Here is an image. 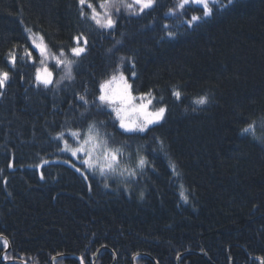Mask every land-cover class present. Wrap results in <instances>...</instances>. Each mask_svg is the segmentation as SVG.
<instances>
[{"label": "trees", "instance_id": "1", "mask_svg": "<svg viewBox=\"0 0 264 264\" xmlns=\"http://www.w3.org/2000/svg\"><path fill=\"white\" fill-rule=\"evenodd\" d=\"M177 2L157 0L139 16L122 8L104 30L80 16L78 0H0V69L10 73L0 88V264H20L2 259L3 238L7 259L34 264L57 254L68 256L53 264H112L114 255L115 264H176L182 253L179 264H211L189 249L215 264H264V0L216 1L194 27L187 19L202 6L166 15ZM28 34L53 55L87 37L86 53H70L71 78L52 61L53 83L37 84L44 65ZM118 65L134 93L151 90L166 108L144 133L97 107L99 84ZM253 121L259 139L241 131ZM90 123L121 149L115 172L62 150Z\"/></svg>", "mask_w": 264, "mask_h": 264}, {"label": "snow or ice", "instance_id": "2", "mask_svg": "<svg viewBox=\"0 0 264 264\" xmlns=\"http://www.w3.org/2000/svg\"><path fill=\"white\" fill-rule=\"evenodd\" d=\"M215 3V0H212ZM231 3L232 0H229ZM80 7V16L82 18H86L88 20L93 21L99 28L104 30H111L116 27L117 19L121 9H125L128 11L130 15L139 16L145 13L147 10H151L155 7L157 0H132V3H128L127 0H99L98 5L93 2V0H78ZM202 6V15H192L190 19L187 20V24L189 27H194L195 24L204 19V17H208L212 14V9L209 6V0H178L175 10L170 8L167 14H175V11H180V14L184 15L186 12L184 11L186 5L188 4ZM88 10V11H86ZM165 29L168 28V25L164 26ZM167 35L171 38L175 35V33L169 31ZM29 40L32 42V48L39 52L40 63L44 65L43 71L40 68L36 69L35 80L37 84H43L44 87H48L53 83L52 71L49 70L48 66L45 64V61L49 58L55 61V66L59 67L64 65L67 69L68 77L71 78L72 65L75 63L73 60H69L65 57V53L63 50L60 52V56L51 54L50 49H48L47 44L44 43V39L42 36L38 34H31L29 36ZM39 40V43H37ZM84 41V45H87V39L83 36L76 38V46L71 49V52L74 56L80 57L82 53L85 52V47L80 45V41ZM119 43V42H118ZM25 55L28 58L32 59V51L28 48L25 49ZM60 57H64L61 59ZM9 64L15 67L17 57L15 53L9 54ZM123 60V58H121ZM135 76V73H132ZM10 78L9 71H4L0 69V88H4L6 86V82ZM56 83H59L57 81ZM116 84V88H112L111 86ZM133 87L129 84L128 79L124 76L123 72L120 71V66L114 70L112 76L101 82L99 84V95L96 99L99 101V105L97 107L101 110L104 108H109L112 113H115L116 119L119 120L120 128L124 129L125 132L133 133L140 132L144 133L149 129V125L158 124L165 118V107H159L154 111H149V106L153 104V101L156 97L153 95L152 91H148L146 93H140L138 96L132 95ZM173 96L177 99L181 98L180 91H173ZM81 100H84V97H80ZM162 99V98H161ZM133 101H139L138 103H133ZM197 105H202L207 102L206 97H199L193 101ZM85 103L87 101L85 100ZM131 111L134 113H138L141 117L142 122L129 125L125 123L124 116ZM102 125L105 123L104 121L100 122ZM254 124H248L247 127L243 128L242 133H252L254 139H259V137L255 136L254 132ZM264 127V122L261 124ZM69 135L76 141L77 146L71 147L67 140L64 141L65 148L62 150L69 151L73 157L77 155V153H81L85 155V159L81 161L82 164L85 165L89 170H92L94 166L99 167L101 175H103L106 171L115 172L116 165L119 164V157L123 155L121 149H112L107 146V139L102 137L99 129L95 124L90 123L86 130L77 129L75 131H70ZM64 133H58L56 139H63ZM97 149H100V153L97 156L96 160H93L92 157L96 153ZM147 163V160L141 156L136 164V167L143 168V166ZM174 174L179 175L175 171V164L170 163L169 165ZM128 172L130 176H135L136 172L134 169H124ZM80 171V169H77ZM107 187V185H105ZM183 186H181L182 188ZM181 198L186 201L187 197L184 195L183 190H181ZM7 241H4V247H7Z\"/></svg>", "mask_w": 264, "mask_h": 264}, {"label": "rangeland", "instance_id": "3", "mask_svg": "<svg viewBox=\"0 0 264 264\" xmlns=\"http://www.w3.org/2000/svg\"><path fill=\"white\" fill-rule=\"evenodd\" d=\"M216 1H219V0H215V2ZM127 2L128 3H132V0H127ZM213 2H212V0H209V6H210V4H212ZM191 4V3H190ZM98 5V4H97ZM189 5V4H188ZM190 19V18H189ZM188 20V19H187ZM91 21V20H90ZM91 22H93V21H91ZM94 23V22H93ZM29 35V34H28ZM39 35V34H38ZM30 36V35H29ZM40 36V35H39ZM79 37V36H78ZM84 37V36H83ZM86 39H87V37H85ZM37 42L39 43V40H37ZM76 43H77V41H76ZM83 43H84V41L83 40H81L80 41V45L81 46H83ZM85 46V45H84ZM83 46V47H84ZM65 53V57L67 58V59H69V60H73V61H75V58H74V56H72V54H70V53H72V52H70V51H66V52H64ZM85 53H86V48H85ZM54 55H56L57 57H59L60 56V53H58V54H54ZM61 59H63L64 57H60ZM41 59H42V57H41ZM52 61H54V60H52L51 58H49V59H47L46 61H45V64L46 65H48V63L50 64V63H52ZM55 62V61H54ZM75 63H76V61H75ZM75 63H73V65H75ZM53 64V63H52ZM65 67V66H64ZM65 70V72L67 73V69L66 68H64ZM72 69H73V66H72ZM42 71H43V69H41ZM72 72V71H71ZM133 72H131V74H132ZM112 76V75H111ZM110 76V77H111ZM110 77H106L105 79H103L101 82H103V81H105V80H107V79H109ZM128 82H129V79H128ZM112 88H116L117 87V85L116 84H113L112 86H111ZM132 95L133 96H138L139 94H136V93H134L133 91H132ZM139 101H133V103H138ZM159 107H164V105L163 104H156L154 101H153V104L152 105H150L149 106V111H154V110H156L157 108H159ZM114 114V117H115V113H113ZM116 118V117H115ZM117 120V122L120 124V122H119V120L118 119H116ZM124 120H125V123L126 124H129V125H134V124H137V123H140V122H142V120H141V117L139 116V114L138 113H134V112H131V111H129L128 113H127V115H125L124 116ZM149 126H151V125H149ZM100 149H97V151H96V153L93 155V157H92V159L93 160H96L97 159V156L99 155V153H100ZM83 157L84 158H86L85 157V155L83 154ZM97 169H99V167H97Z\"/></svg>", "mask_w": 264, "mask_h": 264}, {"label": "water", "instance_id": "4", "mask_svg": "<svg viewBox=\"0 0 264 264\" xmlns=\"http://www.w3.org/2000/svg\"><path fill=\"white\" fill-rule=\"evenodd\" d=\"M7 249H4V251H6ZM100 250L101 249H98V251L96 252V255H95V258H96V256H97V254L100 252ZM4 251L2 252V254H4ZM189 252H191V253H198V254H201L202 256H204L211 264H215L213 261H211L210 259H208L207 258V256L205 255V253H204V251H202V250H193V249H189V250H187V252H184V253H189ZM183 254V253H182ZM182 254H180L178 257H177V259H176V264H179V258H180V256L182 255ZM63 256H68V255H62V254H57V255H54L52 258H51V263L50 264H53V261L54 260H56L57 258H61V257H63ZM139 255H134L133 256V258H132V261H133V263L135 262V259H136V257H138ZM148 256V255H147ZM150 257V256H149ZM152 259V261L154 262V264H158V262L155 260V259H153V258H151ZM254 259H255V257H254ZM3 260H4V258H3ZM81 261V260H80ZM115 261H116V258H115V255H114V261H113V263L112 264H115ZM5 262H10L11 263V260L10 259H7V260H5ZM12 262H18V263H22V264H34V263H32V262H30V261H27V260H24V259H21V258H16L15 260H13ZM260 263H262V261L260 260ZM81 264H82V261H81ZM263 264V263H262Z\"/></svg>", "mask_w": 264, "mask_h": 264}, {"label": "bare ground", "instance_id": "5", "mask_svg": "<svg viewBox=\"0 0 264 264\" xmlns=\"http://www.w3.org/2000/svg\"><path fill=\"white\" fill-rule=\"evenodd\" d=\"M4 239V238H3ZM4 241H7L6 239H4ZM7 247L5 248V249H7L6 251H8L9 250V247H10V245H9V242L7 241ZM11 260V262L13 261V260H15V259H10ZM12 263H18V262H12Z\"/></svg>", "mask_w": 264, "mask_h": 264}]
</instances>
